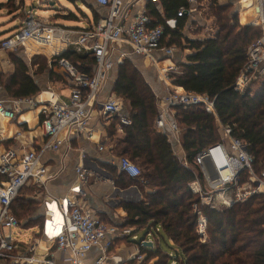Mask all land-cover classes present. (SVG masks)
Wrapping results in <instances>:
<instances>
[{"label": "built area", "instance_id": "obj_1", "mask_svg": "<svg viewBox=\"0 0 264 264\" xmlns=\"http://www.w3.org/2000/svg\"><path fill=\"white\" fill-rule=\"evenodd\" d=\"M93 3L101 15L86 28L62 27L39 18L36 11L30 10L25 14L23 25L13 35L0 41V50L13 53L23 51L25 54L29 53L33 43L46 45L54 42L55 50L50 54V59H54L68 81L50 99L27 97L10 102L1 96L3 87L0 85V117L15 119L25 103L40 106V127L44 136L38 151L32 148L18 154L17 150L10 149L1 157L0 256L13 255L18 241L14 229H19L21 224L12 211V204L20 191L26 185L41 188L51 178L49 167L41 163L42 155L47 151L58 153L70 147L74 135L85 133L91 138L93 131L90 121L96 111L104 119L118 117V130L123 132V126L131 124L132 119L124 113L123 98L113 90L106 89L113 67L130 56L151 58L155 62L160 56L172 59L180 49L165 43L166 29H178V17L187 16L188 23L183 30L185 33L189 21L193 22L197 19L196 15L201 13L199 8L202 5V1L188 0V7H182L178 17L166 18L163 23L154 25L146 6L147 3L158 4L159 0H93ZM253 3L257 21H252V24L260 26L262 35L248 49L247 60L236 80V89L240 91L250 85H264V0H253ZM214 35L194 39L203 40ZM68 49L91 57L94 60L93 71L84 72L78 64L63 57ZM33 52L45 53L39 50ZM175 68V61L164 67L165 71ZM161 104L168 108L204 104L208 111L216 114L215 98L185 89L182 92H166L161 97ZM218 121L223 131L221 140L200 151L194 162L187 158L182 161L195 173L196 179L190 184L192 191L199 194L202 204L216 209L215 202L231 207L255 195L264 194V168H257L256 157L249 152L247 142L234 136L231 126ZM156 127L168 136L172 144H180L181 128L176 119H168L164 109L158 114ZM98 149L104 151L106 148L99 145ZM81 152V162L76 166L79 184L72 186L67 195L44 202L46 216L43 230L57 245L61 258L67 264H85L84 259L94 247H99L102 254L92 264H108L114 258L111 248L115 237L130 235L137 242L140 239L132 234V228L121 229L109 225L85 204V188L92 172L83 162L87 157L85 152ZM118 165L121 172L131 177L137 178L142 174L141 167L128 157H120ZM194 209L199 215L198 232L202 238L206 237L207 218L197 203ZM147 237L145 241H153L152 233ZM142 246L145 245L141 240L137 243V252L130 258L142 262L147 256V253L142 252ZM33 251L34 246L30 254L22 256L20 263L56 264L52 258H41ZM170 255L176 256L174 253ZM172 264H176V261H172Z\"/></svg>", "mask_w": 264, "mask_h": 264}, {"label": "trees", "instance_id": "obj_2", "mask_svg": "<svg viewBox=\"0 0 264 264\" xmlns=\"http://www.w3.org/2000/svg\"><path fill=\"white\" fill-rule=\"evenodd\" d=\"M182 7H188V0H159L158 4H149L148 12L156 25L166 18L178 17ZM217 7V31L213 37L202 40L185 35L187 16L178 17V29L167 28L165 32L166 44L192 50L188 62L180 63V70L170 75L173 84L215 98L216 114L204 104L173 106L181 128V143L187 159L194 162L200 151L221 140L219 119L232 127L234 136L247 142L257 168H264V85L255 90L252 85L243 91L236 89L248 49L261 37L262 30L253 24L241 25L229 3ZM92 9L95 12L94 4ZM46 45L48 52L55 50L54 42ZM62 56L84 72L94 69V60L87 55L68 49ZM11 58L16 71L2 79L6 91L16 98L40 93L39 85L28 73L27 62L17 53H12ZM114 91L123 98L132 123L124 125L123 134L118 135L120 120L116 117L108 127V135L116 144L115 152L136 162L142 174L134 178L116 166L104 167L116 187L135 186L141 194L139 201L121 202L127 212L121 226L139 228L145 237L152 233L154 247H141L148 259L157 257L156 264H264V194L223 210L202 204L199 194L190 187L195 173L183 164L168 136L156 127L157 95L131 61L119 65ZM23 190L12 204L13 213L23 228L43 227L45 217L36 214L42 202L34 197V187L27 193ZM196 203L207 218L208 238L204 241L198 232ZM163 241L175 249V257L163 248Z\"/></svg>", "mask_w": 264, "mask_h": 264}, {"label": "crops", "instance_id": "obj_3", "mask_svg": "<svg viewBox=\"0 0 264 264\" xmlns=\"http://www.w3.org/2000/svg\"><path fill=\"white\" fill-rule=\"evenodd\" d=\"M76 1L77 0H75L74 3ZM91 4H94L93 1ZM149 4L150 3H147V9ZM52 5H54V2L52 3ZM30 10L34 11L33 6H26L25 0L19 2L12 10H0V41L8 36L13 35L23 25L25 14ZM97 10L98 9L95 8L93 16L94 21H97L101 15L100 10ZM63 13L64 12H59L58 14H55L54 19L50 17L42 18L62 27H70L67 26L68 24H64L63 21H61V16H64L66 14ZM58 15L60 17L56 18V16ZM89 20L91 21V19ZM190 23L191 21H189V24ZM190 26L191 24L188 26V28L185 29V33H187L189 29H191ZM188 37L191 39L195 38L194 36ZM46 47L47 45L33 43V46H30L29 48V53L25 54L23 51L17 53V56L22 57L27 62L29 66L28 73L35 79L36 83L41 89L40 93L31 96L34 97V99H50L52 98L53 94L56 95L57 91L61 87L65 86L68 82L59 67L56 65L54 59H50L51 53L46 50ZM32 49L33 51L39 50L45 53L33 52ZM12 53L13 52L10 51L0 50V85L3 82L2 79H4L7 75L13 74L16 71V64L12 61L11 58ZM190 53H192V50L189 48L185 50H179L171 59L172 62L170 64H172L173 61H175L176 63L177 61L179 63L188 62V55ZM38 55L47 57V64H45V66L42 67V65L44 64H40L35 59ZM37 63H39L40 68L49 70L50 74L48 77H42L43 79H38L41 77H38L37 75L38 78H35L38 70ZM160 67L162 68L161 70L164 69V66L161 65ZM163 77L165 78V75ZM176 87L182 88L184 90L183 87L173 85L172 83L168 84L167 89L168 91H173ZM162 88H159L157 92V94L159 93V95H157L159 113L164 109L167 113L168 119H175V110L173 109V106L168 108L167 106L161 104V97L165 94V92L163 91L164 89ZM106 89L108 90V88ZM104 94L106 93L104 92ZM1 96L4 99L8 100V102H10L12 99H16V97L10 95L4 87ZM39 108L40 106H30L25 103L22 107V111L17 114L15 119L0 117V163L2 155H4L5 152L10 149L17 150L18 154H22L23 152L28 151L32 148L37 151L40 149L44 141V136L40 127L41 116ZM124 113L128 114L126 105ZM114 118L116 117L104 119V117L98 111L94 112L93 117L90 121V127L93 131V136L91 138H89L85 133L82 135H74L71 138L70 147L64 148L58 153L47 151L42 155L41 163L49 167L51 178L47 181L45 186L41 188H38L35 185H31L34 187V197L39 200L42 199L43 211L38 215L44 217L46 216V207L44 206L45 201H49L54 197L65 196L70 193L72 186L79 184L76 166L81 162V151H84L87 157L83 162L91 170L92 173H90L88 185L85 188L86 196L83 200L96 216L106 219L108 221V224L111 226H118L123 229L121 225H123L125 221L127 212L122 207L121 202L131 201L128 199V195L131 193H138L140 198L141 194L135 186L129 189H120L116 187L111 174L108 172V169L104 167V164L119 167V158L122 157L115 152L114 148L116 144L108 135V127L110 126V122H112ZM122 134L123 132H120L118 130V135ZM99 145H104L106 149H104V151H99ZM173 145L174 151L176 155L181 159V161L186 159V152L182 146V143H174ZM98 167L104 169L105 171H98ZM29 186L30 185H26L23 189L29 188ZM119 190H128L129 192L121 195V192H119ZM132 229V234L137 235L140 239L138 242H140L143 238H148L145 236H143L142 238L140 237V233L144 234V231H141V229ZM25 230L31 231L30 240L23 241L20 239L19 234L16 233V231L21 233ZM14 232L17 236L18 241L16 243V246L14 247L13 255L0 256V264H15L17 262L21 264L20 261L22 259V256H24V253H22V251L24 250L25 252H28L27 254H30V249L32 246H34V251L32 252L33 254H36L41 258H52L56 262V264H67V262L63 261V259L61 258V251L57 249V245H54L52 240L48 238V235L44 233L43 227L38 226L27 229L20 226L19 229H14ZM36 234H40V238H38ZM118 237H123L128 241H133L135 247H137L138 242L136 240L134 241L132 236L130 235H119L115 237L114 245L116 243V238ZM136 252L137 249L129 254L131 256ZM101 254V249L99 247H94L84 259V263L92 264L97 258L100 257ZM110 261L108 262V264L110 263Z\"/></svg>", "mask_w": 264, "mask_h": 264}, {"label": "rangeland", "instance_id": "obj_4", "mask_svg": "<svg viewBox=\"0 0 264 264\" xmlns=\"http://www.w3.org/2000/svg\"><path fill=\"white\" fill-rule=\"evenodd\" d=\"M21 1L22 0H0V8H1L0 10L2 11L4 10L6 11L7 9L12 10ZM74 1L75 0H71V1L70 0H25L26 6L28 7L33 6V9L34 11H36L37 16L41 19H43L42 17H50L54 19L55 14H58L59 12L61 13L64 12L66 14L64 16H61L62 19L60 18L64 24L66 23L68 24L67 26H70V27H80V28L85 27L86 28L87 26L91 24V21H93L94 12L91 9L92 8L91 3L93 0H77L75 3ZM53 2H54V5H52ZM246 2H249V3H246ZM225 3L230 4L231 11H233L234 13L238 15L239 23L241 25H248V24L252 25V21L253 22L256 21L255 18L257 17V15H255V11H254L255 6L253 3V0H248V1H245V0H203L202 5L199 8V11L201 13L200 14L198 13L196 15L197 19H194V21L190 23L191 29H189L188 32L185 33V35L194 36V37L201 36L205 38L209 36L210 34L211 35L215 34L217 31L216 11L219 9L217 6L221 4H225ZM244 12H245V15H244ZM59 17H60L59 15L56 16V18H59ZM67 19H70V20H67ZM89 19H91V21ZM35 59L40 64H44V61L47 59V57L43 55H40V56L38 55ZM127 60L131 61L133 65L141 72V75L151 85L156 95H159V93L157 94V92L159 88H162V87L165 93L168 92V89H167L168 83L173 84L172 79L170 78V75L180 70L179 68L180 63L177 61V68L170 70V71L168 70L162 73L161 71L163 70H161L162 68L160 66L161 65L164 67L169 66L170 63L172 62L171 59L164 58L162 56H160L157 59L158 62L157 61L155 62L151 58L148 59L142 56H130L126 58L125 60H123L122 62H118L117 66L115 65V67H113L110 78L107 80L106 87L109 90H113L114 93H115L114 83L116 82V79L118 76V67L120 64H122L123 62ZM39 63H37L38 70H37V74L35 75V78L37 77V75L38 77H41V78L37 77L38 79H43V78L48 77L50 74L49 70L47 69L44 70L40 68ZM164 75H165V78L163 77ZM1 85L3 86L2 83ZM251 87H253L255 90L258 87H261V85L256 84V85H252ZM111 124L112 122H110V125ZM30 187H33V186L30 185L29 188ZM29 188H25L22 191V193L30 192ZM128 199L131 201H139L140 196L138 193H131L128 195ZM40 201L42 202V199H40ZM215 205L217 209L219 210H223L227 208L223 204H218L216 202H215ZM42 209L43 207L41 206L39 210L36 212V214L37 215L40 214L43 211ZM38 226L39 225L34 226V227H38ZM16 233L19 234L20 239L23 241L31 239V231L29 230L22 231L21 233L16 231ZM40 236H41L40 234L37 235L38 238H40ZM143 236L144 234L140 233V237L142 238ZM207 238H208V234L206 235V237H203V241L206 240ZM162 245H163V248L167 252L170 251V253H174V254L176 253V251H174L175 249L174 250L170 249L169 246L166 244V242L163 241ZM135 249L136 247L133 241L131 240L128 241L126 240V238H123V237L116 238V243L113 246L112 253H111V256L114 258L110 261L109 264H156V261L158 259L157 257L148 259V256H146L142 262H140L138 259L130 258L129 253H132ZM22 253H24L23 254L24 256L28 255L27 254L28 252H25L24 250L22 251Z\"/></svg>", "mask_w": 264, "mask_h": 264}, {"label": "water", "instance_id": "obj_5", "mask_svg": "<svg viewBox=\"0 0 264 264\" xmlns=\"http://www.w3.org/2000/svg\"><path fill=\"white\" fill-rule=\"evenodd\" d=\"M97 170L100 171V172H104L105 171L104 169H102L100 167H98ZM119 192H121V195H124V194L128 193L129 191L128 190L127 191L119 190ZM144 245L147 246V247H154V241H144Z\"/></svg>", "mask_w": 264, "mask_h": 264}, {"label": "bare ground", "instance_id": "obj_6", "mask_svg": "<svg viewBox=\"0 0 264 264\" xmlns=\"http://www.w3.org/2000/svg\"><path fill=\"white\" fill-rule=\"evenodd\" d=\"M245 1H248V0H245ZM246 3H249V2H246ZM244 15H245V12H244ZM164 71H165V69H163V71H162V73H164ZM176 91H180V92H182V91H184L182 88H179V87H176V88H174Z\"/></svg>", "mask_w": 264, "mask_h": 264}]
</instances>
